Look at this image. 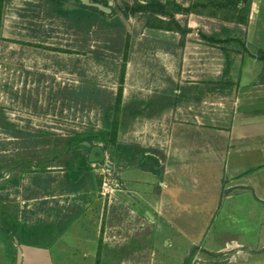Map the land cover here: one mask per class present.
I'll return each instance as SVG.
<instances>
[{
  "label": "rangeland",
  "instance_id": "1",
  "mask_svg": "<svg viewBox=\"0 0 264 264\" xmlns=\"http://www.w3.org/2000/svg\"><path fill=\"white\" fill-rule=\"evenodd\" d=\"M125 1L137 0H109L131 35L125 68L121 52L53 16L45 0H9L6 6L0 43V264L24 262L14 247L25 243L51 247L54 264H185L189 240L198 239L192 226L206 221L207 212L196 211L188 200L211 203L212 190L192 191L187 177L193 152H201L205 140L217 141L219 124L225 125L230 110L225 92L207 90L223 80V49L238 61L245 56L246 25L231 18L239 15L233 6L218 5L228 0H173L184 7L199 2L195 8L206 13L176 14L185 27L191 14L203 21L182 38L147 26V14L124 18ZM77 5V0L65 2ZM260 11L259 30L264 1ZM168 20L156 15L152 22ZM225 25L232 27L227 33ZM234 33L245 42L213 43L203 37ZM122 74L113 139L102 108L84 98L94 89L116 95ZM129 105H140L142 113L131 117ZM67 137L76 140L68 144ZM83 138L101 145L106 160H88L81 168L90 153ZM205 162L208 171L218 172ZM144 165L162 176L138 168ZM71 168L80 173L70 181H84L77 192L66 186ZM146 210L155 211L158 221H150ZM49 261L43 254L25 263Z\"/></svg>",
  "mask_w": 264,
  "mask_h": 264
},
{
  "label": "crops",
  "instance_id": "2",
  "mask_svg": "<svg viewBox=\"0 0 264 264\" xmlns=\"http://www.w3.org/2000/svg\"><path fill=\"white\" fill-rule=\"evenodd\" d=\"M263 1L253 0L248 23L240 24L246 25V42L236 33L222 36L245 42V56L238 61L232 54L231 74L236 85L234 93L223 94L230 110L225 113L224 120L219 118L225 125L219 124L218 140H205L199 147L202 151L193 152L188 187L192 191L202 190L203 195L212 190L208 195L213 198L211 203L203 202L205 199L188 200L196 211L207 212L206 221L192 226L198 239L189 240L187 257L196 247L194 261L190 264H264V83L260 81L263 64L252 56L257 54L258 48L264 49V27L259 30L257 26L262 18L260 4ZM202 22L195 14L188 18L190 28L200 27ZM225 28L227 33L232 27L225 25ZM220 47L217 49L222 51ZM223 56L226 60V53ZM224 63L222 75L226 61ZM202 162L212 169L218 168V172L208 171ZM169 202L172 207L168 211L173 212L175 205L172 200ZM202 204L205 206L200 209ZM145 213L150 221H158L155 211L146 210ZM190 217L194 218V214ZM194 220L196 222V218ZM163 240L167 247L173 246L171 239ZM3 244L6 247L7 244ZM14 248L15 255L20 253L24 259L21 264L39 259L43 254L50 259L48 264H54L51 247L20 244Z\"/></svg>",
  "mask_w": 264,
  "mask_h": 264
},
{
  "label": "trees",
  "instance_id": "3",
  "mask_svg": "<svg viewBox=\"0 0 264 264\" xmlns=\"http://www.w3.org/2000/svg\"><path fill=\"white\" fill-rule=\"evenodd\" d=\"M45 1L48 4L50 12L53 16L63 18L65 21H67L70 24L72 28L76 29L78 32L88 36L89 38L91 36H95L99 40L111 44L112 49L121 52L124 60L123 66L125 68L127 62L129 61V55L131 50V35L128 32L124 19L120 15H118L116 9L109 4V0H91V1L101 3L106 7H110L112 9L111 13H107L99 9L98 7L86 5L82 2V0H77L78 5L73 8L65 6V2L68 0H45ZM143 1L144 3H141L137 0L133 4H131L128 1L123 2V6L121 7V13L123 17L127 19L130 16L137 15L138 13L147 14L148 15L147 26L176 31L181 34L182 38L185 37L191 31V28L183 26L176 19V14H180V13H185V14L197 13L201 15L206 14L202 11H198L195 8L196 5L199 4V2L193 3L189 7H184L183 5L173 0H167L165 2L161 0H143ZM252 1L253 0H228L226 2H219L218 5L226 8L233 6V9L235 10V12H238L239 15L235 16L234 14L233 17L231 18H233L234 21L240 24H247L249 20ZM8 2L9 0H0V43L3 40L2 27H3L5 9ZM211 3L213 2L211 1ZM156 15L167 17L169 18V20L166 23L164 21H161L162 23L160 25L155 24L152 22V19ZM209 15L217 17V15H215L214 13H211ZM203 37L206 40H209L213 43L239 41L238 38H231V37H227L225 39H221V38L214 39L205 34H203ZM224 50L226 53L227 60H226L225 69L223 71V76H222L223 80L219 81L220 83L217 82L213 84L212 87L207 90V93H215L217 91L232 93L233 89L235 88L236 83L232 79V74H231L232 64H233L232 55L230 56V52L227 49ZM252 56L260 60L263 64L262 73L260 75V81L261 83H264V49L258 48L257 54ZM123 76L124 75L122 74L120 81L121 85L116 95H114L112 92L110 93L105 90L102 91L100 89H94L92 90L90 97L86 96L84 98V99H89L91 102L102 108L105 115L106 124L110 126L112 129L113 139H115L119 126L118 120L121 111L122 95H123V81H124ZM197 99L200 98L197 97ZM127 108H131L129 114L133 118L139 116L142 113V109L140 105H136V106L129 105L127 106ZM64 140L68 144H70L72 141L76 140V138L67 137ZM82 141H89L91 143L93 142L91 138H83ZM69 148L71 149L72 147ZM69 148H67L68 149L67 154L70 153ZM74 150L77 151L76 149ZM139 152L144 153L145 150L139 148ZM88 160H89L88 156L83 158L81 168L83 165L88 164ZM148 160L152 161L151 159ZM66 165L72 166L71 162L69 161L67 162ZM72 168L71 171L67 173L68 182L71 183H67L66 186L69 191L77 192L78 190L81 189L84 181L83 180L79 182L70 181V178L72 176L78 177L80 173V171L77 172ZM142 168L145 170H153L147 167L146 165H144ZM25 244L34 245L30 243H25ZM195 252H196V247L192 249L191 254L185 260V264L191 263V260L193 259Z\"/></svg>",
  "mask_w": 264,
  "mask_h": 264
},
{
  "label": "water",
  "instance_id": "4",
  "mask_svg": "<svg viewBox=\"0 0 264 264\" xmlns=\"http://www.w3.org/2000/svg\"><path fill=\"white\" fill-rule=\"evenodd\" d=\"M82 2L89 6L98 7L99 9L107 13H111L112 11L110 7H106L101 3L93 2L91 0H82ZM84 145L90 148V153H89L90 162L95 163V162H103L106 160V153L101 145H93L89 141H85ZM148 157H151V156L148 155Z\"/></svg>",
  "mask_w": 264,
  "mask_h": 264
},
{
  "label": "flooded vegetation",
  "instance_id": "5",
  "mask_svg": "<svg viewBox=\"0 0 264 264\" xmlns=\"http://www.w3.org/2000/svg\"><path fill=\"white\" fill-rule=\"evenodd\" d=\"M87 147V146H86ZM87 148H89V147H87ZM89 150H90V148H89ZM146 158L147 159H151L153 162H155L156 164H158L159 163V160L158 159H156V158H154V157H148V155H146ZM139 169H141V170H144L145 172L147 171V172H151L153 175H155V176H157V178H160L161 176H162V172H157V171H153V170H145V169H143L142 167H138Z\"/></svg>",
  "mask_w": 264,
  "mask_h": 264
}]
</instances>
